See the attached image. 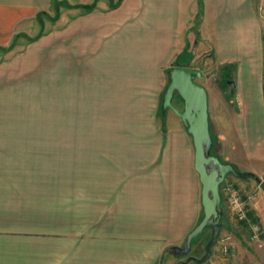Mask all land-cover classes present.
I'll return each instance as SVG.
<instances>
[{
	"label": "crops",
	"instance_id": "1",
	"mask_svg": "<svg viewBox=\"0 0 264 264\" xmlns=\"http://www.w3.org/2000/svg\"><path fill=\"white\" fill-rule=\"evenodd\" d=\"M62 1L94 7L44 29L54 0H0V264H164L201 212L191 138L156 118L173 65L204 74L211 153L256 177L232 181L264 264V0ZM29 91L100 126H15Z\"/></svg>",
	"mask_w": 264,
	"mask_h": 264
},
{
	"label": "water",
	"instance_id": "2",
	"mask_svg": "<svg viewBox=\"0 0 264 264\" xmlns=\"http://www.w3.org/2000/svg\"><path fill=\"white\" fill-rule=\"evenodd\" d=\"M168 81L161 96L160 109H169L183 123L193 146V166L200 183L199 202L201 215L193 227L185 234L180 245H171L169 252L175 256L189 253L194 237L209 228V237L199 257L187 256L182 263H201L210 254L221 228V196L219 184L226 175L245 179L256 178L248 171H238L227 161H221L210 152L211 135L208 128L207 93L197 79L204 78L200 69L190 66L173 65L167 70ZM231 85V84H230ZM176 97V99L174 97Z\"/></svg>",
	"mask_w": 264,
	"mask_h": 264
},
{
	"label": "rangeland",
	"instance_id": "3",
	"mask_svg": "<svg viewBox=\"0 0 264 264\" xmlns=\"http://www.w3.org/2000/svg\"><path fill=\"white\" fill-rule=\"evenodd\" d=\"M57 1V0H54ZM60 3V2H58ZM63 4H59L57 6V9H55L58 12L59 16V10ZM54 8H50V13H44L41 17V19L44 24L43 28L47 29L51 26V24H54V21H51L50 17L54 15L55 13ZM47 14L48 16H45ZM57 16V17H58ZM26 41L25 37L23 36H17L16 38L12 39V44L16 43H24ZM198 52L197 45L189 44L188 47L182 52L183 54L180 57V60L188 61L191 58H195L196 54ZM1 54V52H0ZM195 61V59H194ZM25 97H22V103L20 105V112L16 114V117H19L15 120V123L17 125L15 126H34V127H45V126H100L99 123L96 125V121L92 119H86V113L81 112L78 114L76 111H71L70 108H72L73 104H67L65 111L61 110L60 104H53L49 105L44 102H37L35 100L34 102L31 101L33 99L32 91H29L28 95L23 94ZM174 97V96H173ZM56 97H53L55 99ZM176 99V97H174ZM27 101H26V100ZM57 99V98H56ZM26 101V102H23ZM31 101V102H29ZM84 108L83 106L81 107ZM160 107L158 105L156 110V118L160 120V116L158 115L160 113ZM91 115V114H87ZM76 117H81V119H78ZM162 121V120H161ZM120 123L121 120H119ZM212 150H214L212 148ZM210 152H212L210 150ZM230 176L232 179H238L236 177ZM201 215V212H200ZM224 218H222V222H224ZM231 223H234V219L232 218ZM209 228H204L201 233H199L196 237H194L190 243V250L187 255H191L194 257H199L203 254V247L206 242V240L209 237ZM224 235H229L231 237L232 243H234L237 246H241V249L237 250L234 249L233 252H231V255L224 254L220 249V237H223ZM259 246H258V239L256 241L251 240L248 236V233L245 229H242L241 227H238L236 224H233L230 227H221L217 236L216 242L211 246L210 248V254L209 256L201 262V264H252L253 261L260 262L261 260L259 258ZM167 260L164 262V264H177L181 263L185 256L180 257H174L172 256L168 250L166 254ZM192 264L194 262L190 261Z\"/></svg>",
	"mask_w": 264,
	"mask_h": 264
},
{
	"label": "built area",
	"instance_id": "4",
	"mask_svg": "<svg viewBox=\"0 0 264 264\" xmlns=\"http://www.w3.org/2000/svg\"><path fill=\"white\" fill-rule=\"evenodd\" d=\"M232 180L230 176L226 175L219 184L221 201L226 205L233 218L243 225L249 238L256 241L260 235V228L248 215L246 198L244 199ZM219 242L221 251L224 254H228L233 245L231 237L229 235H224L220 237Z\"/></svg>",
	"mask_w": 264,
	"mask_h": 264
},
{
	"label": "trees",
	"instance_id": "5",
	"mask_svg": "<svg viewBox=\"0 0 264 264\" xmlns=\"http://www.w3.org/2000/svg\"><path fill=\"white\" fill-rule=\"evenodd\" d=\"M58 2H60V3H58ZM118 2H119V0H116V4H117ZM61 3H62L64 6H68V7H80V8H82L84 11H89V10H91V9L94 7V3H91V4H83V5H69V4L65 3V2H63L62 0H57V1H54V3H53V8H54V10L57 9V6H58L59 4H61ZM44 13H45V12H41V11H40V12H38V13L36 14L37 21H38V23H39L40 25H41V23H42V22H41V16L44 15ZM45 16H48V15L45 14ZM57 16H58V12L55 10L54 15L50 17L51 21L56 20ZM40 34H41V31H39L36 35L29 37V36H27V35H25V34H23V33H17V34L14 35V38H16L17 36L20 35V36L25 37L26 41L30 42V41L35 40ZM14 38H13V39H14ZM11 47H12V42H11L7 47L1 48V49H2L3 51H6V50H9ZM216 240H217V239H216ZM215 242H216V241H215Z\"/></svg>",
	"mask_w": 264,
	"mask_h": 264
},
{
	"label": "flooded vegetation",
	"instance_id": "6",
	"mask_svg": "<svg viewBox=\"0 0 264 264\" xmlns=\"http://www.w3.org/2000/svg\"><path fill=\"white\" fill-rule=\"evenodd\" d=\"M187 256H189V255H185V258H186ZM179 257H180V256H179Z\"/></svg>",
	"mask_w": 264,
	"mask_h": 264
}]
</instances>
